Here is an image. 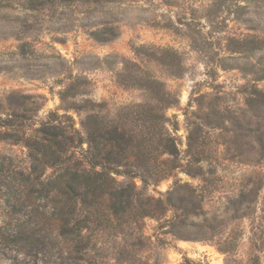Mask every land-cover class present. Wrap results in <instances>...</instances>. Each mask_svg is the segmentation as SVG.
<instances>
[{"label": "rangeland", "instance_id": "374dc122", "mask_svg": "<svg viewBox=\"0 0 264 264\" xmlns=\"http://www.w3.org/2000/svg\"><path fill=\"white\" fill-rule=\"evenodd\" d=\"M27 1L0 0V117L25 114L28 119L13 122L23 123L27 133L49 111L67 112L82 132L87 114L133 120L149 99L130 76L146 69L172 98L165 112L177 118L171 132L185 164L147 192L159 196L177 178L187 183L200 199L196 219L207 220L215 231L211 240H183L189 243L182 246L181 239L165 233L164 218H145L118 235L113 230L91 235L93 255L79 264H188L185 257L192 264H264V157L258 141L261 135L264 140V104L250 105L255 88L264 92V0H101L34 7ZM104 27L102 36L111 38L106 42L92 34ZM161 48L173 53L179 75L168 73ZM78 77L75 96L65 103H88L65 111L59 92ZM200 104H213L216 112L195 119L192 111ZM193 120L207 125L198 133L207 157L187 165ZM0 152L26 162L21 144L0 141ZM134 181L141 185L139 178ZM23 202L38 205V198ZM171 215L170 209L166 218ZM15 218L0 209V224L12 228ZM37 218L24 222L37 224ZM51 238L40 252L38 240L0 244V264H67L60 255L66 243L56 233Z\"/></svg>", "mask_w": 264, "mask_h": 264}, {"label": "trees", "instance_id": "16d2710c", "mask_svg": "<svg viewBox=\"0 0 264 264\" xmlns=\"http://www.w3.org/2000/svg\"><path fill=\"white\" fill-rule=\"evenodd\" d=\"M100 1L27 2L34 7L36 2ZM107 29L104 27L92 34L95 39L106 42L111 40L102 36ZM161 50L162 63L167 66L168 73L179 75L173 53L168 48ZM130 78L148 93L149 99L138 106L133 120L127 115L123 119L106 121L99 114H87L80 123L85 130L82 132L75 127L67 112L49 111L32 133H27L22 130L23 123L13 122L15 117L28 119L25 114L14 112L10 117H0V141L21 144L26 150L25 164L12 154L0 152V209L16 215V225L12 228L6 221L0 224L1 245L8 246L9 242L22 239L38 240L40 252L56 233L67 245V251H61L60 255L65 256L63 259L67 264H79L81 259L93 255L91 235L102 230H113L118 235L125 227L139 225L145 218H164L163 224L168 225L165 233L177 239L203 241L214 238V228L208 221L196 219L201 214L198 211L200 199L187 183H180L177 178L174 187L159 196L147 192L149 185L175 176V171L185 164L181 162L180 148L171 132L177 130V118L165 112L173 102L164 82L146 69L131 74ZM78 79H72L59 92L66 105L65 111L81 109L88 103V100L82 104L75 100L65 103L66 99L75 96ZM255 101L264 104V92L256 88L250 96V105ZM214 112L216 107L213 104L209 108L200 104L192 114L195 119L198 116L208 118ZM184 114L187 115V109ZM171 118H174L172 123ZM128 122H131L129 126ZM206 126L196 120L188 124L187 165L199 163L207 157L201 147L204 138L198 140V133ZM261 136L258 138L259 153L264 157ZM119 175L124 177L118 180ZM136 178L141 181L140 186L136 185ZM186 188L191 191L184 192L188 191ZM33 196L38 198V205L23 202ZM22 207H25L24 218L19 215ZM170 209L172 215L166 218ZM37 216V224L26 225L25 222ZM156 240L164 243L159 237ZM184 262L193 263L187 257Z\"/></svg>", "mask_w": 264, "mask_h": 264}, {"label": "bare ground", "instance_id": "6f19581e", "mask_svg": "<svg viewBox=\"0 0 264 264\" xmlns=\"http://www.w3.org/2000/svg\"><path fill=\"white\" fill-rule=\"evenodd\" d=\"M179 243H180V245L184 246V245L188 244L189 242L188 241L180 240Z\"/></svg>", "mask_w": 264, "mask_h": 264}]
</instances>
